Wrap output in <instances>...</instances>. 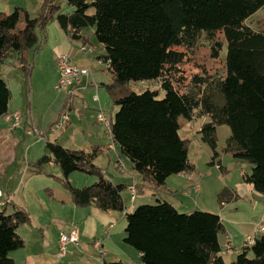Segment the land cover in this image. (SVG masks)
I'll use <instances>...</instances> for the list:
<instances>
[{
  "label": "trees",
  "instance_id": "obj_1",
  "mask_svg": "<svg viewBox=\"0 0 264 264\" xmlns=\"http://www.w3.org/2000/svg\"><path fill=\"white\" fill-rule=\"evenodd\" d=\"M262 8L264 0H43L34 17L21 6L0 12V65L12 59L29 75L52 22L82 46L93 47L94 33L101 50L97 57L109 63L106 69L112 73L113 82L103 86L118 107L111 118L112 141L158 196L156 203L126 213L125 242L141 252V264H224L226 230L220 215L200 209L181 212L159 197L167 191L170 176L195 170L194 140L180 134L183 127L208 116L199 132L217 159V126L228 125L225 152L253 165L251 173H243V182L264 193V32L247 24ZM204 33L212 41L214 58L222 57L226 44L225 74L201 71L187 77L183 66L188 54L181 48L190 50ZM131 82L156 86L136 92L128 90ZM11 100V86L0 69V118L10 113ZM67 108L69 100L63 110ZM47 148L49 154L32 163L34 172L42 174L48 163L60 166V180L77 206L126 210L127 185L112 182L95 162L102 154L100 146L71 149L48 140ZM213 164L223 171L220 162ZM75 171L98 180L76 187L69 178ZM237 196L225 187L220 205ZM30 222L25 209L0 210V264H15L10 252L26 245L18 229ZM233 264H264V233L243 247Z\"/></svg>",
  "mask_w": 264,
  "mask_h": 264
},
{
  "label": "crops",
  "instance_id": "obj_2",
  "mask_svg": "<svg viewBox=\"0 0 264 264\" xmlns=\"http://www.w3.org/2000/svg\"><path fill=\"white\" fill-rule=\"evenodd\" d=\"M42 1L39 0L40 6ZM29 5V1L25 3L22 0H0V12L11 13L16 6H21L32 15ZM81 47V42L71 40L57 23L52 22L48 27L47 40L43 47L35 54L33 60L37 59L39 65L43 67L47 63L44 59H48L55 66L54 68L57 69L56 72L59 80L57 65V57L59 55L69 54L78 65L89 66L86 62H80L78 59L81 53L84 54ZM15 67L18 66L12 59L0 65L1 72L8 80V83L9 75H11L10 71ZM96 80L92 73L89 77L76 80L69 86V89L71 88L74 91L71 94L74 95L75 93L77 95L83 91L86 93L90 88L100 90V83ZM145 84L148 83L145 82ZM68 90L65 91V94L60 95L62 98L59 103L60 106H58L56 111V118L49 121L44 128H41L39 124L36 125L34 122L31 107H28L26 110L17 105L12 107V100L10 102V113L17 109L21 110L23 115L21 125L15 126L12 120H8L6 117L0 118V175H6L8 171H14L16 166L19 165L18 160H21V153L23 152L24 160H21V164L25 163V166L23 170L17 169L14 171H18V177L23 173V182L21 185L17 183L14 189L15 193L20 190V187L24 193L27 184L34 178L36 179L33 183L35 187L39 182H46V184L42 185L43 187L41 186L38 189V191L44 190L46 200L24 201L25 205H22V207L18 206L14 201V195L10 191L11 183L8 182L6 189L0 188L7 197L12 199L11 203L7 205L0 204V210L6 207L10 213L14 211L15 207H19L27 210L31 215V222L20 226L18 229L20 236L25 239L26 245L21 249L10 252V257L15 261V264H104L105 261H123L127 264H141V252L125 242L127 234L126 213L134 210L136 207L135 201H137L138 197L141 200L139 203H145L143 202L145 201L143 200L145 188L152 187L153 184L148 182L145 185L146 183L143 182L140 174L131 169L130 163H127L129 160L121 154L118 145L110 137V141L102 138V131L99 126L104 125L98 121V114L100 111H105V108L100 102L99 91L94 96L95 101L100 102L99 105L93 107L95 108V116L90 114V118L85 120L84 118H86L87 113L83 115L81 111H78L76 115L73 114L76 99L74 95L71 102V95ZM109 95L107 91L108 98H110ZM68 100L70 105V120L66 124L68 129L64 133H61V135H59L60 132L56 135L54 134L57 131L55 128L48 133L51 137H54V141H58L67 148L91 150L94 146L101 147L102 154L96 159V164L106 169V175L112 182L127 185L125 190L128 191L129 197H125L124 190L123 197L126 202V210L124 212H105L95 205L89 207L77 206L73 202L70 192L63 186L60 180L63 176L62 170L55 163H48L42 167V174L34 172L35 167L32 163L47 154V140L49 139H46V142L43 141L44 143L42 144L40 137L39 139L36 137L37 135L29 134L27 130L31 127H39L46 130L50 123L57 120L65 107V102ZM82 103L84 104L83 97ZM74 117L77 119L76 123L79 126L72 127L74 125ZM1 120H4V124L1 123ZM85 129L86 132L83 131ZM32 149H34V153L31 157L29 153ZM102 157L105 160V164H99V160ZM233 160V165L237 168L235 174L229 179V176L226 174V172L230 171L229 168L223 163V160H219V157L214 159L212 164L220 162L223 166L222 175L220 176L223 182L222 184L217 183V181L214 183L210 179L204 183L203 189V184H200L203 176H201V172L197 168V163L195 165V160L192 159L195 170L170 176L167 179V191L160 193L159 197L172 202L179 211L181 209H184V211L200 209L219 214L226 230V233L222 236L225 245L223 250L236 248L240 252L249 235L256 236L264 233V231L258 232V227L262 225L261 222L264 220V193L256 192L250 185H246L243 182V173L251 172L245 169V162ZM206 174L207 176H212L208 173ZM223 174H226V177ZM44 176L47 177V180H39V177ZM69 178L71 183L76 187L88 186L98 180L95 175L78 171L71 173ZM205 180L203 178V181ZM214 184L216 187H219L216 191H219L224 185L235 191L238 196L224 206L216 205L212 199L213 195H216V191L215 194H212V197L209 195V190L212 193ZM133 186H136L138 193L132 201L131 188ZM12 207L13 210H11ZM74 227H77L80 231V244L78 247L70 244L65 261L61 262L60 260L64 258H59V262L56 256L60 232L69 231ZM98 239L101 241L104 249L103 255L99 253L97 247L94 245V242Z\"/></svg>",
  "mask_w": 264,
  "mask_h": 264
},
{
  "label": "rangeland",
  "instance_id": "obj_3",
  "mask_svg": "<svg viewBox=\"0 0 264 264\" xmlns=\"http://www.w3.org/2000/svg\"><path fill=\"white\" fill-rule=\"evenodd\" d=\"M18 1V0H17ZM23 2L27 3V1L30 2L29 8L31 10L32 16H36L41 8L39 0H22ZM42 4V3H41ZM89 13H94V9L91 8L89 10ZM54 23H59L57 21H54ZM247 24L253 27L256 30L263 31L264 32V8L260 9L257 13H255L252 17H250L247 20ZM25 24L21 22V27H23ZM60 26V25H59ZM91 41L93 43L94 51L88 55L87 53H81L80 57L78 59L80 62L87 63L89 68L92 71V74L94 75V78L97 79L98 83H100V90L94 88H90L86 93L81 92L77 95H75V110L74 115L77 114L78 111H81L83 115L87 113L85 120H88L91 114L92 116H95V107L96 105L101 104L104 106L105 111L107 115H109L112 119H114L115 113L118 110L117 106H114L112 97L108 98L107 96V88L103 86V83H112V73L106 69L105 65H101L97 62V55L101 52L100 50V44L97 42L94 33H92ZM221 36L219 35V39ZM212 41L208 38L207 34L204 33L201 38L198 40L196 45L192 47L190 50H186L185 48H181V50L187 52V60L184 64L183 68L185 69V75L187 77L192 76L194 73L197 72H204L207 71L208 75H214V76H220L225 74V62L224 59L226 57L227 47L225 44V47L223 49L222 57L221 58H214L212 56ZM75 58V57H74ZM47 61L45 66L41 67L39 63L37 62V59L33 60V68L31 70V74L29 75L27 71L20 67H15L11 69V75H9V83L12 90V102L11 106L14 105L21 106L24 110H26L28 107L32 108L33 112V119L36 125L39 124L41 128H44L47 123L53 119L56 118L57 109L58 106H60L61 102V96L65 94V91L69 89V87L65 90H57L55 87V84L58 80V74L57 69H55L53 64H51L48 59H44ZM16 62V61H15ZM9 72V73H10ZM92 79V77H91ZM75 82V81H74ZM152 86L154 88L156 85L155 83H149L145 84V82H131L127 88L130 91H136V92H142L146 89L148 86ZM71 95V102L74 98V95L71 94L73 90L71 88L68 90ZM99 91L101 101H95V94H97ZM74 92V91H73ZM77 97V98H76ZM82 97L84 99V104L82 103ZM30 110V109H29ZM101 112V111H100ZM99 115V114H98ZM210 120L208 116L206 118L204 117V121H198L194 123L193 125L185 126L181 129L180 134L183 137H191L194 140V148L191 153L192 159L195 160V165L197 163V168L201 172L202 180L200 181V184H203L204 189V183L206 181H209L212 179L214 183L217 181V183L222 184V179L220 176L222 175V170L219 169L218 165L212 164V161L214 159V152L211 146L206 143L202 139V134L199 132L201 129V124ZM31 121V120H30ZM77 119L74 117V125L79 126V124L76 123ZM1 123L4 124V120H1ZM101 127V133L102 138L109 140L108 130L106 129V126H99ZM68 129V127L62 126L57 129V131L54 133L55 135L59 133H64ZM45 131V130H44ZM70 131V130H69ZM68 131V132H69ZM86 132V129L83 130ZM83 133V132H82ZM231 135V128L228 125H220L217 126L216 136H217V149L216 151L219 153V160H223V163L229 168L230 171L226 172V174L229 179L231 176L235 174L236 166L233 165V156L230 153L225 152V147L227 145V139ZM39 138L38 136H36ZM40 139V138H39ZM46 139H49V141H54V137H51L48 132L45 134V139H40L41 143L43 144ZM48 141V140H47ZM46 142V141H45ZM40 143V144H41ZM48 150V149H47ZM47 154H49V150L46 151ZM34 153V149L29 153V156L32 157ZM23 152L21 153V160L24 159ZM21 160H18V166H16L15 170L20 169L23 170L25 163L21 164ZM127 163H129L127 161ZM99 164H105V160H103V157L100 158ZM245 169L249 172L252 171L253 165L250 163L244 164ZM132 169V168H131ZM14 170V171H15ZM8 171L6 175H0V188L6 189V185L11 183L10 191L14 195V201L15 203L22 207V205H25L24 201H41L46 200V197L44 196V190L38 191V189L41 188L42 185L46 184V182L38 183L36 187L34 186L35 178L29 181V183L26 186V190L23 193L20 187V190L15 193L14 189L18 184H22L23 182V173L18 177V171ZM2 172V171H1ZM210 174L212 176H207V174ZM226 174L223 176L226 177ZM200 176V177H201ZM3 178V179H2ZM203 178L206 179L203 181ZM39 180H47V177H39ZM49 181V180H48ZM2 183V185H1ZM147 185V183L145 184ZM47 186V185H45ZM43 187V186H42ZM153 187V186H152ZM152 187H144L145 188V196H143V202L146 204H154L156 203V198L154 193V190ZM219 189V187H216L215 184L213 185L212 193L209 190V195L212 197V194H215V191ZM225 186L223 185L222 188L219 191H216V195H213L212 199L213 202L217 205H220L219 202V195L224 190ZM42 193V194H41ZM124 195L126 198L129 197V193L127 190L124 191ZM209 196V197H210ZM40 197V198H39ZM41 199V200H40ZM140 198L138 197L137 201H135V206H139V204H145V203H139ZM221 206V205H220ZM135 207V208H136ZM19 208V207H18ZM134 208V209H135ZM13 210V207L12 209ZM189 210V209H187ZM181 212H187L184 211V209L180 210ZM264 223V220L261 222ZM70 231V230H69ZM252 231V229H250ZM68 232V231H65ZM254 236V235H251ZM70 249V248H69ZM238 249H228L223 250V258H224V264H233V262L236 260L238 255ZM58 257V256H56ZM66 258L60 260L59 257L57 258V261L64 262ZM59 261V262H60Z\"/></svg>",
  "mask_w": 264,
  "mask_h": 264
},
{
  "label": "built area",
  "instance_id": "obj_4",
  "mask_svg": "<svg viewBox=\"0 0 264 264\" xmlns=\"http://www.w3.org/2000/svg\"><path fill=\"white\" fill-rule=\"evenodd\" d=\"M81 50L84 53L90 55L94 51V47L89 45H83ZM97 57V56H96ZM97 62L101 65H105V67L109 66V63L104 62V60L97 57ZM57 65L59 69V80L57 81L55 87L57 90H65L67 89L74 81L82 79L83 77H89L92 73L91 69L85 66L78 65L73 61L69 54H62L57 57ZM8 120H12L15 126H19L22 123L23 115L21 110L17 109L11 112L6 116ZM70 120L69 108L62 111L60 117L58 118L55 125L52 129H58L62 126H65ZM98 121L106 126L108 130V135L112 140V133H111V117L106 114V112L101 111L98 115ZM51 129V130H52ZM50 130V131H51ZM49 131V132H50ZM29 134L37 135L41 139H45L46 130L40 129L39 127H31L27 130ZM138 191L136 186L131 188V199L132 201L135 199ZM12 199L7 197L4 191L0 190V204L7 205L11 203ZM264 231V223L258 227V232ZM81 239L80 231L77 227L72 228L70 231L65 232L61 231L59 235V244H58V251L57 256L59 258H65L69 252L70 244H74L76 247L79 246ZM255 241V236L249 235L246 238L244 247L252 246ZM94 245L97 247L99 253L101 255L104 254V249L102 247L101 241L98 239L94 242Z\"/></svg>",
  "mask_w": 264,
  "mask_h": 264
}]
</instances>
